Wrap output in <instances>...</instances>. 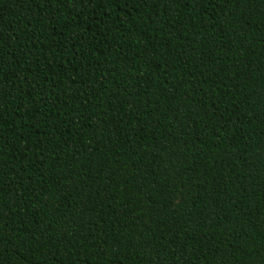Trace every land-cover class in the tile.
Returning <instances> with one entry per match:
<instances>
[{"label":"trees","instance_id":"trees-1","mask_svg":"<svg viewBox=\"0 0 264 264\" xmlns=\"http://www.w3.org/2000/svg\"><path fill=\"white\" fill-rule=\"evenodd\" d=\"M0 264H264V0H0Z\"/></svg>","mask_w":264,"mask_h":264}]
</instances>
